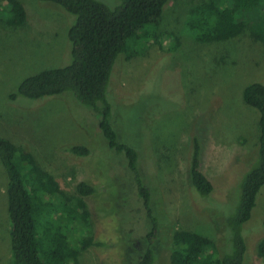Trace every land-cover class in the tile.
Wrapping results in <instances>:
<instances>
[{
  "label": "rangeland",
  "instance_id": "rangeland-1",
  "mask_svg": "<svg viewBox=\"0 0 264 264\" xmlns=\"http://www.w3.org/2000/svg\"><path fill=\"white\" fill-rule=\"evenodd\" d=\"M20 1L28 13L26 23L0 27V136L31 152L66 192L75 193L80 180L95 187L87 207L94 237L104 246L83 250L81 264L137 263L148 248L155 250L154 264H166V253L146 239L141 254L132 248L133 242L142 244L150 221L124 154L108 146L94 122L96 115L63 97L38 106L8 99L23 77L63 64L67 45V16L59 5ZM189 1L167 5L160 27L179 36L176 50L167 49L169 39L162 46V40L154 41L131 59L121 54L110 74L115 103L111 122L119 139L138 151L137 169L152 192V210L161 224L156 245L163 247L175 229L220 242L221 214L197 205L187 187V153L194 135L202 140L201 168L216 198L231 200L257 160L258 112L244 104L242 90L251 81L264 83V43L244 33L221 42H196L188 35L191 30L185 33ZM71 144L87 145L91 152L77 156L67 151ZM5 183L0 164V264H10ZM257 202L252 219L264 216V188ZM80 228L71 231L75 237L87 230ZM259 236L248 238L246 264H264L255 251Z\"/></svg>",
  "mask_w": 264,
  "mask_h": 264
},
{
  "label": "trees",
  "instance_id": "trees-1",
  "mask_svg": "<svg viewBox=\"0 0 264 264\" xmlns=\"http://www.w3.org/2000/svg\"><path fill=\"white\" fill-rule=\"evenodd\" d=\"M37 1L55 3L67 16L63 64L23 77L8 99L38 106L63 97L67 103H79L96 115L94 122L108 146L124 154L150 221L140 240L142 244L133 242L134 251L141 254L146 239L166 253V264H246L248 238L260 235L255 251L264 260V216L251 218L264 188V83L251 81L242 90L244 104L258 112L257 160L239 181L231 200L213 196V183L201 168L200 136L192 137L187 153L191 198L222 216L219 244L203 233L175 229L166 247L157 246L161 224L152 210V192L143 184L137 169L138 151L119 139L111 122L115 103L110 93V74L121 54L131 59L154 41L162 40L158 42L162 46L169 39L170 52L179 47V36L160 27L167 5L176 6L183 0H116L112 5L100 0ZM185 12V33L191 30L188 35L198 43L226 41L243 33L264 43V0H190ZM27 18L20 0L0 1V27L22 26ZM67 151L77 156L91 152L84 144H71ZM0 164L6 174L10 264H81L83 250L104 246V242L96 241L90 225L87 198L96 191L92 184L80 180L74 186L75 193L66 192L55 174L21 144L5 136H0ZM224 201L232 205L230 209L224 207ZM78 226L87 230L75 237L71 231ZM154 251L146 249L135 263L154 264Z\"/></svg>",
  "mask_w": 264,
  "mask_h": 264
}]
</instances>
